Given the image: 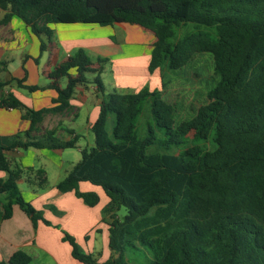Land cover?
Instances as JSON below:
<instances>
[{"label": "trees", "instance_id": "obj_1", "mask_svg": "<svg viewBox=\"0 0 264 264\" xmlns=\"http://www.w3.org/2000/svg\"><path fill=\"white\" fill-rule=\"evenodd\" d=\"M11 11L0 26L17 17L39 39L44 51L56 24L116 23L136 25L154 37L147 74L162 79L197 54H210L217 78L207 102L188 119L178 120L174 104L162 90L143 86L135 92L106 91L101 81L106 58L91 60L79 48L58 63L44 86L19 87L29 92L50 88L56 97L49 108L30 110L12 95L1 94L0 107L17 109L29 128L0 144V223L16 205L33 228L51 224L23 200L17 181L26 171L6 155L28 148H75L78 136L62 140L54 130L40 134L48 115L71 109L77 86L93 84L101 96L90 127L93 145L80 149L79 161L55 188L73 192L88 207L96 206L99 187L106 197L101 211L108 226L110 257L98 262L79 250L62 231L71 257L82 264H264V0H5ZM179 34L180 29L190 27ZM189 30V31H188ZM87 74L93 75L91 81ZM66 79L63 88L59 81ZM147 105L150 120L140 137L136 130ZM110 122V131L106 125ZM155 151L149 152V149ZM29 183L43 189L44 171ZM49 207V206H48ZM125 210L122 217L117 212ZM31 257L14 252L0 264H29Z\"/></svg>", "mask_w": 264, "mask_h": 264}, {"label": "crops", "instance_id": "obj_2", "mask_svg": "<svg viewBox=\"0 0 264 264\" xmlns=\"http://www.w3.org/2000/svg\"><path fill=\"white\" fill-rule=\"evenodd\" d=\"M10 11L9 3L0 0V19ZM128 26L123 23L100 28L92 24H56L52 26L51 44L41 52L39 39L30 33L22 21L12 16L7 24L0 26V81L5 83L1 94L12 95L25 108L33 111L49 108L56 97L55 90L45 88L29 92L19 87L18 81L28 87L46 86L50 82L49 72L79 48L95 59L108 58L107 63L114 62L118 67V71L113 74L114 85L109 91L126 93L139 90L140 88L136 89L139 85H134L138 77L134 79V76L138 75L136 69L141 70L139 74L145 71L147 73L154 37L148 39L150 43L147 45L143 41L128 44L134 51H118L114 29L128 33ZM146 35L149 38L147 33ZM121 69H125L127 73ZM92 79L93 75L88 78L89 81ZM158 82L156 72L148 75L147 87L150 90L159 88ZM65 84L66 79L59 81L60 88ZM134 87L135 91H129ZM100 101L101 96L95 85L89 83L77 86L70 100L71 109L63 114L46 115L39 124L36 135L54 130L55 136L62 140H70L74 136H78V140L85 138L83 136L89 134L90 127L98 116ZM28 128L29 121L22 118L21 111L0 107L1 145L8 146L10 137ZM62 151L28 148L6 153L10 160L26 171L23 178L17 181L23 200L29 202L35 210L41 211L43 218L51 225L46 226L39 221L33 228L29 217L13 205L11 217L0 223V260L7 261L14 252L22 251L31 257L29 264L40 257V264H82L71 257L69 245L62 241V231L83 247L81 252L91 254L98 262H104L110 257L108 226L103 222L104 215L101 211L106 203L105 196L101 198L99 190L81 183V192H95L99 197L96 206L88 207L73 192L61 193L55 188L79 161L70 162L67 169L64 168V161L60 157ZM37 169L44 171L46 181L50 172L54 174L53 181L47 182L48 185L43 189H37L29 183ZM5 176L0 171V179ZM4 200L5 196L0 195V211Z\"/></svg>", "mask_w": 264, "mask_h": 264}, {"label": "rangeland", "instance_id": "obj_3", "mask_svg": "<svg viewBox=\"0 0 264 264\" xmlns=\"http://www.w3.org/2000/svg\"><path fill=\"white\" fill-rule=\"evenodd\" d=\"M98 26V25H95ZM190 27H186L184 29H180L179 34L181 35L183 31L190 29L193 30L192 25H189ZM101 26H98L100 28ZM108 27V26H105ZM128 33L123 32L119 29H114V36H115V43L117 44L119 49L118 51L123 52H130L131 50L134 51L135 49L128 44L132 43H140L143 41L146 45L149 44L150 39L153 35L151 32L146 31L144 29H141L140 27L136 25H129L128 27ZM189 31V30H188ZM146 33L148 34L149 38L147 37ZM124 49H122V47ZM115 49V51H117ZM91 60L95 61V58L93 56H90L88 53H86ZM104 58V57H103ZM108 59V58H107ZM115 71H118V67H116L113 63H105L103 64V72L101 74V81L104 85V88L106 91H109L110 87L114 85V76L113 74ZM122 72L127 73L125 69H121ZM141 70L136 69V74L138 75L134 76L138 77V80L135 82L134 85H139L136 89H139L143 86H147L148 84V74L143 73L139 74ZM87 77H92L91 74H87ZM162 79H158V84H160L159 88H155L156 90H162L161 83H164L163 88V97L164 99L175 105L177 116L176 118L178 120L182 119H188L193 115V111L198 108L200 105H203L207 102L206 93L208 90L213 87L215 84L217 78H214L213 75V64H212V58L210 54L204 53V54H197L194 59L186 64L182 69L176 71V72H169L164 71L162 74ZM133 89V90H132ZM134 88H130L129 91H135ZM128 93V92H126ZM149 110L147 108V105L144 107V112L142 116L139 119V122L137 124V134L141 137L144 133V128L146 125V122L150 120ZM110 122L106 125L107 131H110ZM85 138L79 139L76 147L71 149H64L62 154L60 155L61 159L64 161V168L68 166V163L70 162H76L78 159H80V151L79 148L84 147H90L93 145V135L89 132L88 135L83 136ZM89 144V146H87ZM79 147V148H78ZM149 152L155 151L154 149H149ZM54 174L50 172L47 178V182L53 181ZM65 177V176H64ZM34 178V176H33ZM32 178V179H33ZM33 185V184H32ZM48 185V183L46 184ZM88 186H91L92 189L99 190L101 192L102 196L101 198H104V193L102 190L97 187L90 185L87 183ZM36 187L35 185H33ZM26 188V187H25ZM37 188V187H36ZM38 189V188H37ZM39 192V190H38ZM106 198V197H105ZM125 214V210L121 209L119 212H117L118 217H122ZM76 242V241H75ZM78 245V248L80 251H83L81 246L76 242ZM42 260V257L37 258L36 262H33L31 264H40Z\"/></svg>", "mask_w": 264, "mask_h": 264}]
</instances>
